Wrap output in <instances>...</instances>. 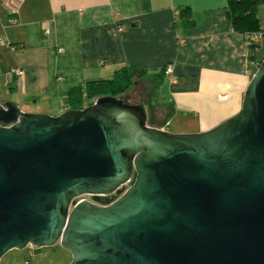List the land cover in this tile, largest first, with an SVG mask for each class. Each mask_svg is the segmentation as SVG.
Instances as JSON below:
<instances>
[{
	"label": "water",
	"instance_id": "water-1",
	"mask_svg": "<svg viewBox=\"0 0 264 264\" xmlns=\"http://www.w3.org/2000/svg\"><path fill=\"white\" fill-rule=\"evenodd\" d=\"M57 244L70 264H264V60L198 134L112 96L58 117L0 103V264Z\"/></svg>",
	"mask_w": 264,
	"mask_h": 264
},
{
	"label": "crops",
	"instance_id": "crops-1",
	"mask_svg": "<svg viewBox=\"0 0 264 264\" xmlns=\"http://www.w3.org/2000/svg\"><path fill=\"white\" fill-rule=\"evenodd\" d=\"M229 12L227 0H0V89L25 113L58 117L73 89L127 68L152 126L209 131L240 112L253 72ZM258 18L264 28V0Z\"/></svg>",
	"mask_w": 264,
	"mask_h": 264
},
{
	"label": "trees",
	"instance_id": "trees-1",
	"mask_svg": "<svg viewBox=\"0 0 264 264\" xmlns=\"http://www.w3.org/2000/svg\"><path fill=\"white\" fill-rule=\"evenodd\" d=\"M227 1L230 5L229 17L232 20L234 29L245 36L246 43L248 42L247 37L255 33H262L264 39V28L258 18V12L263 0ZM259 42H253L247 46V60L258 61L255 51L259 47ZM263 60H260V62L262 63ZM132 85V74L127 68L116 72L113 79L88 82L85 87L75 88L69 93L72 110L86 108L84 106L85 101L89 102L87 106L93 105L100 97L112 96L122 99L121 97L132 88ZM124 102L127 103L126 101Z\"/></svg>",
	"mask_w": 264,
	"mask_h": 264
},
{
	"label": "rangeland",
	"instance_id": "rangeland-1",
	"mask_svg": "<svg viewBox=\"0 0 264 264\" xmlns=\"http://www.w3.org/2000/svg\"><path fill=\"white\" fill-rule=\"evenodd\" d=\"M121 98L128 104L137 105L141 102L143 95L141 90H137L131 93L127 92ZM13 101L12 95L6 94V91L0 89V103ZM166 129L167 131L173 130L172 127H166ZM72 259V254L57 244L42 249L28 247L25 250H12L3 257L1 264H70Z\"/></svg>",
	"mask_w": 264,
	"mask_h": 264
},
{
	"label": "built area",
	"instance_id": "built-area-1",
	"mask_svg": "<svg viewBox=\"0 0 264 264\" xmlns=\"http://www.w3.org/2000/svg\"><path fill=\"white\" fill-rule=\"evenodd\" d=\"M10 8H11V4H10ZM16 16H17L16 9L12 8L11 19H10L11 24H16V22H17ZM247 39H248V42L246 43V58L248 56L247 46H249L253 42L261 41L263 39V34L262 33H255V34L249 35L247 37ZM2 44H4V40L0 39V45H2ZM248 65L253 68V72L249 71V73H248L250 75V77H252L254 75V73L259 69L261 62L260 61H253L252 62V61L248 60ZM165 73H166V75H171L173 73V67L167 66ZM11 74L16 76V77H22L24 72L21 69H14L11 71ZM169 125L170 124L168 123V124H166V126L161 127V129L165 130V128L168 127ZM76 202L80 203L82 201L79 198V199H77Z\"/></svg>",
	"mask_w": 264,
	"mask_h": 264
},
{
	"label": "flooded vegetation",
	"instance_id": "flooded-vegetation-1",
	"mask_svg": "<svg viewBox=\"0 0 264 264\" xmlns=\"http://www.w3.org/2000/svg\"><path fill=\"white\" fill-rule=\"evenodd\" d=\"M91 196H84L82 199H81V201H91V198H90Z\"/></svg>",
	"mask_w": 264,
	"mask_h": 264
}]
</instances>
